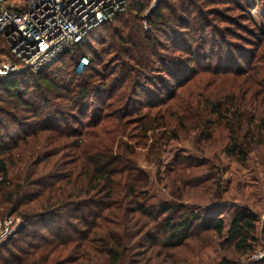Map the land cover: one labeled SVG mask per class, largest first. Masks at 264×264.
<instances>
[{"label": "trees", "instance_id": "16d2710c", "mask_svg": "<svg viewBox=\"0 0 264 264\" xmlns=\"http://www.w3.org/2000/svg\"><path fill=\"white\" fill-rule=\"evenodd\" d=\"M152 1L127 0L50 68L0 80V218L24 223L0 264H202L181 257L202 239L255 255L250 211L229 225L204 212L225 196L207 168L222 177V157L244 166L264 147V30L236 0H161L145 17ZM244 21L257 27L251 50L227 41L245 40L231 27ZM150 134L149 153L196 135L217 165L176 157L172 199L150 203L137 153Z\"/></svg>", "mask_w": 264, "mask_h": 264}, {"label": "rangeland", "instance_id": "374dc122", "mask_svg": "<svg viewBox=\"0 0 264 264\" xmlns=\"http://www.w3.org/2000/svg\"><path fill=\"white\" fill-rule=\"evenodd\" d=\"M160 1L161 0L152 1L151 5L146 11L145 17L153 14H150V12L155 10L154 8L156 4ZM236 1L246 10L245 14L247 16L249 14L253 18L259 29L264 30L263 0ZM232 9L233 11L230 12L232 16H236L241 13L238 10L234 11L233 6ZM211 17L212 19H215V23L217 25H220L221 27L227 26V24H221L219 20H216L218 19L216 16ZM242 23L246 27V30H240L239 26L236 25H232L231 27H234L233 30L236 31V33L242 36L245 40H240L239 38H237V36H227V41L238 43L239 45L251 50L252 46H247V41L256 43L258 39L256 38V36H253V30H257V27L251 23L247 24V22L245 21ZM144 26L145 29H148V24L146 21L144 22ZM212 33L214 32H212L211 28L206 31V34L209 35L208 37L213 35ZM166 41L167 40L165 38H162V42ZM196 44L199 46L202 45L200 41L193 42V45L197 47ZM208 49L209 48H207V50ZM208 54H210L209 50L208 52L204 51L202 55L205 57ZM174 56L178 57L179 54L175 53ZM205 65L209 64L207 63ZM192 67L194 69L198 68L195 65H193ZM198 70L201 71V68H199ZM77 71H81L79 66L77 67ZM157 75L162 76V74ZM145 111L146 108L140 109V111L136 114H132L130 111L129 119H135L134 117H136L138 114L145 113ZM131 115H133L134 117H132ZM150 138L151 134L148 136L147 141L139 143L137 139H132L133 145H136L138 143L137 153L139 154L138 157L140 166L150 175L151 179L153 180V186L149 190L150 203L157 202L161 199H172L173 183L169 180V173L173 167L172 163L176 157L180 156L189 158L191 161H194L198 164L205 163L206 161H209L211 165L216 164L209 159V155L205 156L196 151V135H190L189 138L183 142L169 143L168 145L163 146L159 152L154 153H149V147L153 142L152 140H150ZM125 140L127 141V138ZM221 162L223 169L222 177L216 174V170L211 169V166H209L207 169L210 176L214 175L215 179H218V181L220 180L222 189L224 190L223 194H225V196L221 202H213V207L205 209L204 214L207 213L206 211L208 209V213L210 215L222 213L220 217L227 225H229L232 217V211L238 209L250 211L257 221V245L255 250L257 253L264 248V147L255 150L249 162L244 166L237 165L226 157H222ZM203 173L207 175L206 168L204 169ZM196 175H198L197 179L204 177L200 172H198V174ZM213 181L214 180H211L208 184H206V187H209L213 183ZM200 242L201 243L195 241L191 242L183 250V252L181 253V257L184 259L191 258L202 264H219L223 257L232 259L238 262V264H264V260L258 261L254 258V253L243 256L236 254L231 247L223 245L224 240L214 239L213 241L203 242L202 239Z\"/></svg>", "mask_w": 264, "mask_h": 264}, {"label": "built area", "instance_id": "2783aa9c", "mask_svg": "<svg viewBox=\"0 0 264 264\" xmlns=\"http://www.w3.org/2000/svg\"><path fill=\"white\" fill-rule=\"evenodd\" d=\"M127 0H0V80L26 72L37 74L75 46L89 41L90 31L124 9ZM89 63L82 58L79 68ZM20 218L0 219V247L16 236ZM264 260V248L254 255Z\"/></svg>", "mask_w": 264, "mask_h": 264}]
</instances>
